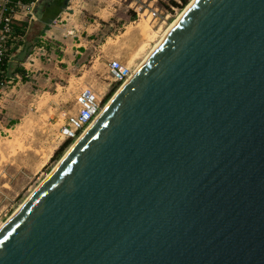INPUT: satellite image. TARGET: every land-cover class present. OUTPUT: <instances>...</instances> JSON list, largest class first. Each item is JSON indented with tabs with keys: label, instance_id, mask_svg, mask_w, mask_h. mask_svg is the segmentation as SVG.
I'll use <instances>...</instances> for the list:
<instances>
[{
	"label": "water",
	"instance_id": "1",
	"mask_svg": "<svg viewBox=\"0 0 264 264\" xmlns=\"http://www.w3.org/2000/svg\"><path fill=\"white\" fill-rule=\"evenodd\" d=\"M0 264H264V0H192L2 225Z\"/></svg>",
	"mask_w": 264,
	"mask_h": 264
},
{
	"label": "rangeland",
	"instance_id": "2",
	"mask_svg": "<svg viewBox=\"0 0 264 264\" xmlns=\"http://www.w3.org/2000/svg\"><path fill=\"white\" fill-rule=\"evenodd\" d=\"M188 4L69 0L68 14L61 13L43 36L38 15L32 19L27 10L19 11L16 18L28 27L14 45L23 44L16 51L8 47L11 78L0 85V228L84 133L59 154L69 141L60 128L74 112L77 94L92 89L104 109L120 89L110 77L109 61L119 59L134 73ZM155 11L159 19L152 17ZM16 66L26 74H16Z\"/></svg>",
	"mask_w": 264,
	"mask_h": 264
},
{
	"label": "built area",
	"instance_id": "3",
	"mask_svg": "<svg viewBox=\"0 0 264 264\" xmlns=\"http://www.w3.org/2000/svg\"><path fill=\"white\" fill-rule=\"evenodd\" d=\"M36 1L0 0V63L4 61L6 56V39L12 32V20L17 19V14L21 9L27 10L28 16L34 19ZM152 17L159 19L161 15L155 11L152 13ZM108 70L113 83L120 85V87L132 76L131 68L116 58L109 61ZM2 73L3 71L0 70V74ZM0 85H4V81L1 78ZM101 110L102 99H99L98 95L90 88L81 90L76 96L74 112L69 115L60 128L61 138L66 141L77 140L79 135L86 131L85 129L96 120Z\"/></svg>",
	"mask_w": 264,
	"mask_h": 264
},
{
	"label": "trees",
	"instance_id": "4",
	"mask_svg": "<svg viewBox=\"0 0 264 264\" xmlns=\"http://www.w3.org/2000/svg\"><path fill=\"white\" fill-rule=\"evenodd\" d=\"M25 2H31V1H36V0H24ZM183 5H187L190 0H180ZM69 0H37L35 7H34V13L38 15L39 20L43 24H45V28L40 29V36H43L45 31L49 29L50 24L59 17V15L67 8ZM174 4L179 5L174 1ZM35 24V23H34ZM12 25V32L10 35H8L6 39V56L4 58V61L0 63V70L3 71L2 74H0V78L4 81V84L8 83L11 76L8 74L9 67L12 66L10 65L8 61V47L12 46L15 44V40L18 38H21L26 34V30L28 27L27 21H21L18 19H14L11 22ZM23 41L17 42L16 45H14L13 50L16 51L20 45H22ZM16 74L20 75H25L26 71L23 67L16 66L14 69ZM8 74V75H7ZM2 76V77H1ZM1 97V94H0ZM70 143V141L65 142L63 147L61 148V151L59 154L62 152L65 146H67Z\"/></svg>",
	"mask_w": 264,
	"mask_h": 264
},
{
	"label": "bare ground",
	"instance_id": "5",
	"mask_svg": "<svg viewBox=\"0 0 264 264\" xmlns=\"http://www.w3.org/2000/svg\"><path fill=\"white\" fill-rule=\"evenodd\" d=\"M182 14H183V13H182ZM181 16H182V15H181ZM181 16H180V17H181ZM180 17H179V18H180ZM177 21H178V20H177ZM177 21H175L174 24H175ZM174 24H172V26L169 28V30L166 31V33L164 34L163 38H164V37L166 36V34L170 31V29L173 27ZM163 38H162V39H163ZM162 39H161V40H162ZM161 40H160V41H161ZM159 43H160V42H159ZM159 43H158V44H159ZM158 44H157V45H158ZM157 45H156V46H157ZM156 46H155V47H156ZM146 58H147V57H146ZM132 74H133V73H132ZM102 110H103V107H102ZM102 110H101V111H102ZM101 111H100V112H101ZM86 129H87V128H86ZM86 129H85V130H86ZM79 136H80V135H79ZM78 138H79V137H78Z\"/></svg>",
	"mask_w": 264,
	"mask_h": 264
},
{
	"label": "crops",
	"instance_id": "6",
	"mask_svg": "<svg viewBox=\"0 0 264 264\" xmlns=\"http://www.w3.org/2000/svg\"><path fill=\"white\" fill-rule=\"evenodd\" d=\"M67 10H69V9H71V7L70 6H67V8H66ZM62 13H66V14H68L65 10L62 12ZM61 15V14H60ZM59 15V16H60ZM15 87V86H14ZM13 91V90H12ZM2 99H3V96H1V98H0V102L2 101Z\"/></svg>",
	"mask_w": 264,
	"mask_h": 264
}]
</instances>
